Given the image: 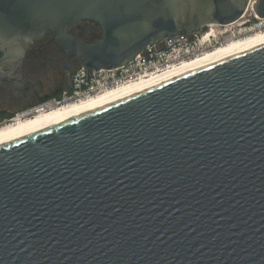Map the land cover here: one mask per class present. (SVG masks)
Here are the masks:
<instances>
[{
    "label": "water",
    "instance_id": "obj_1",
    "mask_svg": "<svg viewBox=\"0 0 264 264\" xmlns=\"http://www.w3.org/2000/svg\"><path fill=\"white\" fill-rule=\"evenodd\" d=\"M251 3L0 0V65L19 61L0 81L23 82L48 33L72 89V59L89 80ZM79 22L100 38L71 34ZM0 264H264V45L1 143Z\"/></svg>",
    "mask_w": 264,
    "mask_h": 264
},
{
    "label": "built area",
    "instance_id": "obj_2",
    "mask_svg": "<svg viewBox=\"0 0 264 264\" xmlns=\"http://www.w3.org/2000/svg\"><path fill=\"white\" fill-rule=\"evenodd\" d=\"M253 2L254 0H252ZM252 3L247 14L234 24L210 25L205 27L209 30L203 28L196 33L166 39L155 46L147 47L131 63L115 70L89 68V80L88 68L79 66L74 72L73 89L66 91L61 100L50 99L35 107L30 114L31 117L42 111H48L53 106L61 107L87 101L107 92L172 72L188 62L196 60L206 52L225 45L229 38H237L245 33L255 31V27L260 26L259 22L262 20L255 19ZM250 10L253 11L252 16H254L251 20H246Z\"/></svg>",
    "mask_w": 264,
    "mask_h": 264
},
{
    "label": "flooded vegetation",
    "instance_id": "obj_3",
    "mask_svg": "<svg viewBox=\"0 0 264 264\" xmlns=\"http://www.w3.org/2000/svg\"><path fill=\"white\" fill-rule=\"evenodd\" d=\"M70 33L87 41L94 42L100 38V27L89 22H79L70 28ZM11 50H0V61L8 58ZM67 56L52 39L51 34L34 41L22 63V74L25 82H30V88L19 78H5L0 81V126L11 122L19 114H30L32 109L44 104L49 99L63 98L70 89V71L66 69ZM17 59L5 60L0 68L6 74H13L18 68ZM79 61L72 59L70 67L74 76L79 67ZM29 116V115H28Z\"/></svg>",
    "mask_w": 264,
    "mask_h": 264
},
{
    "label": "bare ground",
    "instance_id": "obj_4",
    "mask_svg": "<svg viewBox=\"0 0 264 264\" xmlns=\"http://www.w3.org/2000/svg\"><path fill=\"white\" fill-rule=\"evenodd\" d=\"M255 19L257 20L258 16H256ZM260 20H262L259 22L261 25L255 27V31L245 33L237 38H229L225 45H222L213 51L206 52L196 60H192L183 67L172 72H167L149 80H144L131 84L130 86L107 92L87 101L71 103L61 107L53 106L50 107L48 111H42L31 118L28 117L31 113L19 114L11 122H9V125L7 124L0 127V144L62 120L100 108L112 102L139 94L145 90L181 77L215 61L232 57L260 47L264 45V19Z\"/></svg>",
    "mask_w": 264,
    "mask_h": 264
},
{
    "label": "rangeland",
    "instance_id": "obj_5",
    "mask_svg": "<svg viewBox=\"0 0 264 264\" xmlns=\"http://www.w3.org/2000/svg\"><path fill=\"white\" fill-rule=\"evenodd\" d=\"M255 1V0H254ZM252 13H253V11L252 10H250V13L246 16V20H251L252 18H253V16H252ZM254 14V13H253ZM215 29H216V27H215ZM218 29H222V28H218ZM204 30H209L208 28H204ZM222 30H224V29H222ZM57 99L58 100H61L62 98L61 97H57ZM50 100V99H49ZM49 100H47V101H49ZM12 117H16L15 115H13ZM29 117L31 118V115H29ZM8 125H9V123H7ZM7 124H4L3 126H5V125H7ZM12 124V123H11ZM3 126H0V127H3Z\"/></svg>",
    "mask_w": 264,
    "mask_h": 264
}]
</instances>
